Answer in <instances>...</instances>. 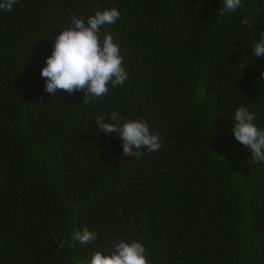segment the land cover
Here are the masks:
<instances>
[{
	"label": "trees",
	"instance_id": "16d2710c",
	"mask_svg": "<svg viewBox=\"0 0 264 264\" xmlns=\"http://www.w3.org/2000/svg\"><path fill=\"white\" fill-rule=\"evenodd\" d=\"M18 0L0 10V264H87L118 239L150 264H264V163L231 134L264 128V0ZM106 25L128 79L98 98L46 92L40 70L72 14ZM252 19L251 26L242 23ZM87 100V102H83ZM144 118L162 147L124 156L111 123ZM87 227L96 239L58 247Z\"/></svg>",
	"mask_w": 264,
	"mask_h": 264
},
{
	"label": "clouds",
	"instance_id": "9594fccd",
	"mask_svg": "<svg viewBox=\"0 0 264 264\" xmlns=\"http://www.w3.org/2000/svg\"><path fill=\"white\" fill-rule=\"evenodd\" d=\"M16 3L18 0H0V10L11 11ZM241 6L242 0H224L220 14L235 12ZM119 18L120 12L116 7L97 10L88 17L72 14L70 27L60 30L53 38L52 52L40 70L45 79L44 90L55 94L59 89L70 95L82 91L88 97L98 98L108 93L109 84L122 86L128 79V73L120 46L111 31L101 34L102 28L115 24ZM242 23L251 26L252 19L245 17ZM254 56L264 57V33L254 45ZM109 119L111 123L105 122L104 116H99L95 125L105 134L118 133L124 156L139 159L143 155L142 149L151 153L162 147L159 134L151 131L144 118L124 119L121 123L122 117L113 111ZM255 120L254 113L240 106L234 112L230 131L236 141L250 150L253 163H264V128L258 127ZM95 239L96 232L85 227L73 231L70 240L57 239V243L58 247H75L76 242L83 245ZM87 264H150V261L140 241L129 243L118 239L108 254L97 251Z\"/></svg>",
	"mask_w": 264,
	"mask_h": 264
}]
</instances>
